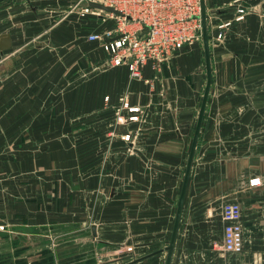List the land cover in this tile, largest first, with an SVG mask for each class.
<instances>
[{"label":"crops","instance_id":"0c3cea01","mask_svg":"<svg viewBox=\"0 0 264 264\" xmlns=\"http://www.w3.org/2000/svg\"><path fill=\"white\" fill-rule=\"evenodd\" d=\"M70 1L13 0L0 6V39L8 34L11 41L6 49L0 44V225L12 222L30 231L0 233V264L10 263L6 257L12 264H37L39 253L51 254L53 235L31 230L58 222L59 213L67 217L59 224L69 231L62 238L74 236L79 258L92 264H166L207 84L204 39L185 45L159 75L151 64L143 78L114 66L87 79L75 74L77 83L92 81L93 88L70 90L74 76L66 52L81 51L76 59L85 65L90 57L95 70L106 56L98 41L91 42L92 53L84 45L55 42L63 52L55 59L29 52L46 33L85 29L78 33L84 37L104 28L93 17L71 15ZM239 4L253 12L214 42L216 24L231 19ZM205 6L212 81L170 264H264V185L256 183L264 181V85L253 89L264 78V0H205ZM124 97L129 109L121 106ZM117 112L123 121H116ZM84 114L92 117L77 128L91 130V139L76 141L74 151L67 142L44 138L30 154L43 161L32 175H4L5 161L17 158L5 153L17 142L7 141L5 131L71 130L73 117ZM225 201L242 206L240 253L222 248Z\"/></svg>","mask_w":264,"mask_h":264},{"label":"built area","instance_id":"2783aa9c","mask_svg":"<svg viewBox=\"0 0 264 264\" xmlns=\"http://www.w3.org/2000/svg\"><path fill=\"white\" fill-rule=\"evenodd\" d=\"M82 17L96 14L108 26L88 34L98 41L108 54L112 65L127 66L133 78H141L143 67L151 64L161 70L186 45L203 35L202 0H80ZM91 2L114 7L118 12L106 11ZM250 8L237 5L231 19L216 24L218 38L234 22L242 21ZM104 23H101L103 25ZM224 34V35H223ZM124 106L128 107L127 99ZM136 120L138 116H130ZM125 139H130L127 134ZM224 220L222 248L232 253L244 249L242 206L237 201H225L221 209Z\"/></svg>","mask_w":264,"mask_h":264},{"label":"rangeland","instance_id":"374dc122","mask_svg":"<svg viewBox=\"0 0 264 264\" xmlns=\"http://www.w3.org/2000/svg\"><path fill=\"white\" fill-rule=\"evenodd\" d=\"M11 1H13V0L0 1V6L6 4L8 2H11ZM79 2H80V0L70 1V12H72L71 15H79L81 18H83L79 13V11L81 9V5L83 2H81V3H79ZM241 5H243V4H241ZM235 9H236V7H235ZM250 11L253 12L251 9H250ZM206 16H207V13H206ZM85 17L87 19L93 17L99 22L100 25H101V23H104L102 25L103 27L108 26V22H102L103 19H100L96 14H88ZM207 20L208 19L206 18V21ZM228 29H225V35H226V32L228 31ZM80 30L83 31L85 29H66V30H63L62 32L60 30H58L53 34L46 33L42 38L39 39V45L37 47L35 46L34 50H29L30 55H32V53H34L31 57L38 56V58H42V59H43V57H44V59L60 58V56L62 55L63 52L60 50V48L57 49L58 46L56 45L57 46L56 47L54 45V43L60 42V41L64 42L66 40L70 42V45H75L76 43L79 44L81 47H83V45H84V49L86 50V53H87V51L89 53H92V51H93V49H91L92 48L91 47L92 41L88 39V34L84 35V37L82 36V34L79 35L78 33H80ZM217 32H218V29L216 28V32L214 33V42H216V43L223 41V39L225 38L224 34H223L224 35L223 38H218ZM207 34H208V31H207ZM208 40H209V37H208ZM198 41L203 42V35L201 38H199L195 42H198ZM195 42H193V43H195ZM99 45H100V43H99ZM186 45H188V44H186ZM100 47H101V45H100ZM95 51H98V52L100 51L102 53L104 50L102 51L99 47H97V48H95ZM66 53H68V59H69V71L68 72H69L70 76L71 75L74 76L75 74H79V75H83L87 79L88 76H91L94 73L101 72L103 74L104 72H107L109 70V68H111V67L122 66V65H112L111 63H109L108 62V54L105 52V54H106L105 61H104V58L101 59L100 60L101 63L97 64L98 66L95 65V67L97 66V68H95V70H94L93 65H92V61H90V57H89V59H87V57H86V59H84L85 65H83L79 59H76L77 57H80L79 54H81V51H79V50L76 51V50L70 49ZM25 56H28V54L27 55L24 54L22 57H25ZM147 65H145L143 67V74H144V69ZM123 66H125V65H123ZM164 66L159 71L156 70L153 66H152V68L155 70V72H157L156 74L159 75L160 73H162ZM45 68H47V67H45ZM263 75H264V73H263ZM143 77H144V75H142L141 78H143ZM263 83H264V78H259L258 82L253 84V89L255 86V88L258 89V91H259V87L260 86L262 87V85H264ZM104 84H105V86H104V89H105L107 84H106V82ZM68 85H69L70 90L71 89L75 90L77 85H84L85 86L84 90H88V89L92 90V88H93V82L92 81H85V82L77 83L75 76H74V78H70ZM106 99H108V96L106 97ZM125 99H126V97H124L123 101ZM121 103H122L121 106L125 108L124 102L121 101ZM127 108L129 109V106ZM84 115H85V118L83 115H79L78 118H77V115H75L73 117L74 118L73 123H74L75 128L71 129V130L68 129V130H53V131H44V130H34V131L9 130V131H5L6 135H7V138H6L7 141H11L13 139L17 140V142L14 145H12L11 147H5V153H6V155H7V153H11V154L15 153L17 155V158L14 161L11 158L9 160L5 161L4 175H11V173L8 172L10 170H14V172H17V173L24 172V173H27L29 175H32L31 171L35 170L36 166L43 164V161H40L39 159L34 160V158H32L30 154H32L34 152L36 153V150H34V149L37 148L38 143L40 141H43L44 138L48 139L50 137L51 141H53L54 143L57 142L58 144H60L61 141L63 143L67 142L70 145V149L75 151V148H77V145L75 144L76 141H81L82 139L86 140V139L92 138V131L91 130L82 131L81 129L77 128V124L80 121L87 120V118L92 117V114H90V115L84 114ZM132 116H137V115H132ZM123 118H124L123 114L122 113L120 114L117 112L116 121L121 122V121H123ZM1 132H4V131H1ZM126 135H123V137H125ZM68 140H70L71 143H73V145H71L70 142H68ZM30 143H32L34 145H29ZM65 164H67V163H65ZM71 165H72V163H70V165H67V166H71ZM28 179H30V178H28ZM26 182L28 183V181H26ZM256 183L260 184V185H264V181L261 177L256 178ZM58 217L59 218L54 219V221L58 220V222H56V223L46 224V225L45 224L37 225L36 227H33L34 229L31 230V231H34L33 233H36L37 235L43 236L45 233H47L48 236L53 235V237L56 239L54 242H51V248L53 250L51 252V254H47V256L45 258H43L44 257V256H42L43 254H40V253L38 254L39 256L36 260L37 264H92V259L79 258L76 255V252H75L76 251V243H75L76 240H75L74 236L68 237V238L66 237L63 240V238H62L64 236L63 234H67L68 226L67 225H61L59 223H61L62 221H65L67 217L63 218L62 214H60V213H59ZM4 218L5 217H2V218L0 217V219H4ZM5 221H7V219ZM24 222L27 223V219ZM54 224H56V225H54ZM74 227H72L71 229L74 230L76 228V227L75 228ZM19 229H23L24 232H30V231H28L27 225L15 226L12 222L10 225H7V226L0 225V233L1 234L3 233L5 235H12L14 233H19L20 232ZM73 233L76 234V230H74ZM39 245L40 244H38V246ZM47 249H49V248H47ZM49 255H52V256L49 257ZM11 260L12 259H7V257H6V259H4V262L5 263L10 262L9 264H12Z\"/></svg>","mask_w":264,"mask_h":264},{"label":"water","instance_id":"95a60500","mask_svg":"<svg viewBox=\"0 0 264 264\" xmlns=\"http://www.w3.org/2000/svg\"><path fill=\"white\" fill-rule=\"evenodd\" d=\"M0 1H3V0H0ZM91 5L94 7H97V8L104 9L106 11L118 12V10H116L114 7H111V6L102 4V3L91 2ZM206 18H207V16H206L205 0H202L203 39H204V45H205V57H206V67H207L208 77H207V84H206L205 91H204V96H203L202 103H201V108H200L199 118H198L196 130H195V135H194L193 143H192L189 158H188L187 169H186V173H185V177H184V181H183V185H182V189H181V194H180V198H179V202H178V210H177L176 219H175V223H174L172 238H171L170 245L168 246L169 255H168V259H167L166 264H170V256H171V253L173 250V246H174V242H175V238H176V233L178 230L179 220H180V216H181V211H182V207H183V202H184V198H185V194H186V188H187L189 174H190V168H191L192 160L194 157V152L196 149L198 134L200 131L202 120H203V116H204V112H205V108H206V103H207V98H208V94H209L210 86H211V81H212ZM0 44H1L2 49H6V48L11 46V41H10V37L8 34H4L1 36Z\"/></svg>","mask_w":264,"mask_h":264}]
</instances>
